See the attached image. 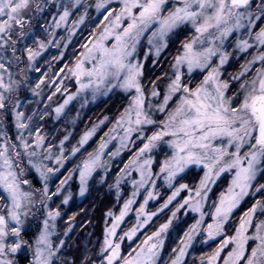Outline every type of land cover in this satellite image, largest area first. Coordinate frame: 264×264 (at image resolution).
I'll return each instance as SVG.
<instances>
[{
	"label": "snow or ice",
	"instance_id": "6c2138e0",
	"mask_svg": "<svg viewBox=\"0 0 264 264\" xmlns=\"http://www.w3.org/2000/svg\"><path fill=\"white\" fill-rule=\"evenodd\" d=\"M111 3L112 0H96L95 9L105 11L104 21L107 23L101 21L103 27L99 33H93L92 38L82 44L84 51L68 69L78 84L77 94L86 89H91L94 98L114 89L134 93L116 120V127L124 133L120 138L122 146L130 142L133 133L141 139L142 147L122 170L126 175L135 170L139 179L131 181L132 197L125 201L119 215L114 216L111 226L105 228L100 264H187L189 249L201 231L208 239L221 237V241L210 255H201L198 264H264V183L258 181V177L264 176V50H259L264 49V25H257V21L264 20V0L259 3L254 0H119L118 11L109 7ZM80 5L81 0L64 3L59 19L54 18V27L67 25L71 10ZM32 8L33 0H0V51L6 52L10 48L12 53L11 58L0 56V110L7 109V102L12 99L11 111L18 131L16 140L19 141L18 144L11 143V137L0 131L3 137L0 142V264H19L16 257L21 252L31 254L27 264H57L65 244L63 239L53 240L61 211L59 207H50L49 201L61 193L71 172L60 181L56 191L50 193L48 181L59 171V168L45 163L53 159L52 146L49 145L46 152L38 151L45 143L39 128L29 143L25 131L35 113L26 116L19 111L20 102L13 97L22 82L13 78L10 65L21 59L16 45L28 34L24 30L28 22L25 18ZM35 9L42 10L41 5L35 4ZM86 16L85 11L71 21L73 27L69 29V38L76 27L84 23ZM187 26L195 34L181 42V50L173 57L172 73L165 74L167 82L163 85V92L153 81L146 95L142 84L144 65L139 52L145 35L150 33L144 58L147 59L153 50L155 57H159L167 48L169 37ZM241 30L246 31L242 37L237 36L236 47L240 51L256 47L258 51L242 66V71L232 77L240 82L238 89L229 95V81L221 79L220 71L229 54L222 49L224 41ZM14 34L16 39H13ZM45 48V42L39 41L37 49L25 47L21 55L27 53L28 61L32 62ZM217 55L219 64L213 66V57ZM256 62L260 67L255 69V75L241 81ZM197 70H207V74L194 82L192 74ZM74 95H69L55 109L57 114ZM161 96L159 103L154 105L151 102ZM157 112L163 113L164 118L154 119ZM147 126L154 129L150 134L145 131ZM96 127L94 125L81 137L80 146L88 142ZM27 135L33 136L32 131ZM63 143L61 141V154L55 157V163L61 167L65 160ZM162 145H166L171 154L164 153V159L158 162L159 171L154 172L156 161L152 154ZM105 147L107 143L102 142L96 154L89 153V158L79 167L81 195L86 191L88 177L99 166ZM79 150V147H73L72 153ZM190 166L203 170L198 184L194 187L187 183L175 186L173 182ZM29 170L39 175L44 182L42 188H34L26 178ZM224 174L231 176L227 187L208 204L212 185ZM160 175L170 188L174 187V191L156 211L146 212L149 200L158 196L155 178ZM116 187L119 189V177ZM141 188L147 195L136 210L137 223L117 239V228L131 210ZM182 191L187 195L176 204L171 215L136 248L123 254L121 242L125 239L131 241L140 229L168 209ZM249 196L254 202L233 222L235 210ZM70 198V195L65 196L62 203L67 204ZM37 206L43 209V219L38 233L30 241L23 233L28 217L36 216L33 210H39ZM181 209L197 213L199 218L183 233L177 247L172 248L170 261H165L162 258L165 239ZM107 215L114 214L109 212ZM206 216L211 223L205 228ZM228 227H233L232 234L226 231ZM69 230L65 231V236Z\"/></svg>",
	"mask_w": 264,
	"mask_h": 264
},
{
	"label": "rangeland",
	"instance_id": "374dc122",
	"mask_svg": "<svg viewBox=\"0 0 264 264\" xmlns=\"http://www.w3.org/2000/svg\"><path fill=\"white\" fill-rule=\"evenodd\" d=\"M86 1L87 0H81V5L80 6H82V8H80V6H78L77 8H73L71 10L72 11V15L69 17V22H68L67 25H61V27L55 28L54 27V23H55L54 18H55V20L59 19V15L63 11L62 5L64 3H67L68 0H33V8L28 12L26 17L27 16H31L30 14H32L33 10L37 11L35 9V4H40L42 10L37 11L38 12V16H40L45 11H50V9L53 7L52 8L53 9V13L51 15V19H50L49 22L44 23V22L40 21L41 20V16H40L38 18V20L36 21L37 22L36 26L35 25L33 26L32 24H31V26H28V25L25 24V29L24 30L28 34L26 36H24V37H21L18 40L21 43V45H19L18 47L16 45V47H17L18 51L21 54V51L25 48L23 46V42L24 41H28L26 47H31L33 49H37L39 41H44L45 44H46V48L32 62L28 61L27 53H24L23 55H24L25 59H21V61H19L17 63L15 61H13L12 64H14V62H15V66H14L15 69L13 70L11 68V71L13 72V78L16 79V80H20L18 78V77H20L22 79V81L20 80L22 83H21V85L19 87V90L16 92L17 95L14 97V99H18L19 102H20V108L18 110L19 111H23L26 116L27 115H32V113H35V116L33 117V120L30 123L29 129L25 131V137L29 140V143H31V141L35 138L36 129L39 128L41 135H43L45 137V143H44V147L42 149H38V151L46 152L48 150V146L51 145L52 146L51 147V152L53 154V159L51 161H45V163L49 167L59 168V171L56 172L55 174H53L51 176L50 180L48 181V186H49L50 193L51 192H55L57 185L60 184V181L64 180L65 177H68L69 173L71 172V176L68 179L67 183L63 185L61 193H59L56 196H53L51 201H49V206L53 207V208L59 207L61 204H63L62 201H63L65 196H69L70 195L71 198L69 199L67 204H63V205H68L74 195H76L78 200H81L86 195V192L88 190V183L92 179V177L95 174V172L102 170L104 173H106L111 168L112 163L115 162V160H117L121 156V154L123 152L131 149L132 145L137 144L138 142L141 143V139L138 138V134L137 133H133L130 142H125V145L122 146L120 138L124 135V133H123L122 129L116 127V122H115L113 125H110L108 127L107 131L105 132V134L102 137V139L99 141V143H98L97 147L95 148V150L83 154L82 150L94 138L97 130L99 128H101L104 123L108 124L109 121L108 122L107 121H103V123L99 122V123L95 124L97 127H96V131L94 132V134L90 137V139L88 140V142L86 144H84L83 146H80L78 142L80 141L81 137L86 132L91 130L94 125L91 128H89L88 130L84 131L81 134V136L79 137V139L76 140V142L71 141V139H72V127L77 123V121L79 120V116H80V112L79 111L71 112V108L74 107V106H78V108H79V107H81L83 105H87L89 102L95 103L99 99L108 96L114 90H119V91H121L123 93H126V92H124L121 89H114V90L108 92L106 95L97 94L95 96V98L93 97L91 89H86V90L81 91V92H79L77 94L78 84H77V82L75 80V77H73L69 71L65 72L63 70V68H62V69H57L56 71L52 72L51 70H49L50 69V66H49L50 61H49V63L48 62L44 63V64L48 65V67H49V69L47 71H44L42 68L39 67L40 59L43 58L44 56H46V54L50 56V54H49L51 52L50 50H55V53H54L55 57H52L51 61L54 60V59H55V61H58V60H61V59L64 58L66 48L71 43V41L75 39V36L79 33V31L82 30L83 25L87 21L89 10L92 9V12H94V14H96V18L98 17V20H96V22H95V24H94V26H93V28L91 30V35H90L89 39L92 38V34L93 33L98 34L99 31L101 30V28L103 27V24L101 23V21H103L104 23H107V21H104L105 11L102 9L100 12H97L96 9H95L96 0H93L92 3H86ZM83 6H84V8H83ZM109 7L110 8H114V9H116L118 11V9H119V0H112V3H111V5H109ZM85 11L87 12V16L85 17L84 23H82L79 26H77L76 29H75L74 34H72L71 37L69 38V29L73 27L71 21L78 19L79 16L84 14ZM261 21L262 20L257 21V25H264V22L261 23ZM187 27L189 29H191L190 26H187ZM29 29H31V30H29ZM192 31H193V33H192V36H193L195 33H194L193 29H192ZM245 31L246 30H241V32H235V33H233V35L229 36L224 41V45H223V49L222 50L226 51L229 55H228V59H227L226 63L220 68V71H221V79L229 81V93H228L229 95L232 94V93H230L231 89H233V88L236 89V90L238 89L239 82H240V81L233 80L232 77L233 76H237L242 71V66L245 65L247 63V61L251 60L253 55H255L256 52L258 51V49L256 47H253V48L245 50V51H240L236 47V43L235 42H236L237 36H241L242 37L245 34ZM148 35H150V33H147L145 35L143 41H142V45H143L144 41L146 42L145 43V48H146L145 52H148V43H147V36ZM189 39H191V38H189ZM141 49H142V46L140 47L139 52H140ZM164 50L165 49H163L162 51H164ZM259 50H264V49H259ZM82 51H84V49ZM149 54L155 55L154 54V50L152 52H149ZM9 55L10 54L7 51L6 52L0 51V56H4L6 58H11L12 56H9ZM143 57H144V55H143ZM143 59L141 60L142 64H143V61H144ZM234 60H236L238 62V64H239V67L237 69L229 68V65ZM4 62H7V60H5ZM75 62H76V59L74 60V64H75ZM212 63H213V66H216V65L219 64V55L213 57ZM74 64L71 67H73ZM258 67H260V63L256 62L254 65H252L251 70L246 73L245 77L241 78V81L243 79H245V78L251 79L255 75V69L258 68ZM197 72L203 73L204 75L207 74V70H204V71L197 70L192 75H194ZM14 73L19 75V76L15 77ZM48 73L51 74L50 78H48V76H49V75H47ZM171 73H172V70H171ZM185 79H187V73L185 74ZM69 80H73V83L76 85V89L73 90V91H70V92L68 91V89L70 87L69 86ZM41 81H43V83H41ZM235 83H238V85H235ZM37 84L40 85L38 88L36 87ZM22 88H24L23 89L24 90L23 94L19 93V91ZM57 88H60V91H56ZM33 89H35V92H33ZM73 94H75L74 98L72 100H70L67 105L64 106L63 110L59 114H57L55 109L59 105H62L64 103V100L67 99V97L69 95H73ZM126 94H129V93H126ZM131 94H134V93H131ZM146 95H147V93H146ZM49 97H51V99H49ZM160 99H162V96L160 98H157V99H152L151 102L155 105V104L159 103ZM7 103H8V108L5 109V110H0V131H3V125H2L1 116L5 115L4 117H6V113H8L10 118H11V120H12L13 127H14V139H15V141H13V142H15V144H18L19 141L16 140V137L18 135V131H17L16 127H15L14 116H13V113L11 111L14 105H13V102L11 103L10 101H8ZM41 117H43V118L41 119ZM46 118L52 119V122L54 123V126H52L54 128L53 131H49L48 126H46V122H45L46 120L44 121V119H46ZM153 118L159 121V120L164 118V114L157 112ZM59 122H61V123L58 125ZM113 129H115V130L113 131ZM152 130H154V129H152L151 126H147V128L145 129L146 133H149V134H150V132ZM28 131H32L33 136L28 137V135H27ZM65 137H67L66 140L64 139ZM2 141H3V137L0 136V142H2ZM61 141L64 142L63 143V156L65 157V160H64V163H63L62 167L55 163V157L59 156L61 154V152H60ZM102 142H106L107 143V147H105L103 149V153L100 156V161L98 162L99 166L96 167L95 170L92 172L91 176L88 177L87 184H86V191L84 192L83 195H81L80 194L81 185H80V177H79V167L82 165V162L84 160L89 158V153H91L93 155L96 154V152L99 149L100 144ZM73 147H79L80 150L78 152H76L75 154H73L72 153V148ZM140 147H142V143H141V146H139V148ZM138 149L133 152V154H132L131 158H129V160L132 159L133 157H135ZM17 150L23 151L22 149H19V148ZM166 152L168 154H171V150L168 149V147L166 145H162L159 149H157V150H155L153 152L152 155L154 157V160L157 162V160H158L157 156H158L159 157V162L162 161L164 159V153H166ZM129 160H128V162H129ZM155 165H156V163L153 164V171L154 172H158L159 168H158V166L156 168ZM124 166H123V169H124ZM25 167H26V160H25ZM65 167H68L69 171L67 172L66 175H64L63 177L59 178L61 172L64 170ZM190 169L201 170L203 172V170L201 168H198L196 166H190L188 169H186L185 173L188 170H190ZM122 170L118 174L119 175L118 176L119 177V187L123 183L127 182L130 185V188H131L130 195H129V198H131L132 197V193L134 191V188H133V185H132L131 181L133 179H137L138 180L139 179V173L136 172L135 170H131V175H126L125 172L122 171ZM74 173L77 174V181H78V188H77L76 192L73 191L71 189V186H70L71 180L73 178V174ZM185 173H182L180 176H182ZM30 174H33V176H35L37 182L33 181L34 178L30 177ZM202 176H203V173H202ZM179 177H177V179ZM26 178L31 181L33 187H34V184H35L34 188H42L43 187V183L44 182L40 179L39 175L34 170H29ZM230 178H231L230 174H224L217 180V182L214 185H212V192L210 193V199L208 201V204H211L212 200L216 199L218 193L221 190H223V189H225L227 187V184L230 181ZM155 179H156L155 192L158 193V196L155 199L149 200V202H148V204H147V206L145 208L146 212H154L153 211L154 209L151 207V204L155 203L159 199V197L162 196L161 195L162 192L160 190L161 187H164L166 190H169L170 191L169 195H171L172 191H174V187L170 188L165 183V181L163 179V175H160L159 177H157ZM258 181L260 183H264V176L258 177ZM173 183L175 185V181ZM222 183H226V184H225L224 187L221 188L220 186L222 185ZM116 185H117V180H116V182L114 184L115 188H117ZM218 187L220 189L217 190ZM146 195H147V193L145 192V190L143 188L139 189V195H137L135 197V203L131 205V210L124 217V220L120 222V225L117 228V235H118V230L120 229L122 223L126 220L128 215L133 211V208L135 207V205L138 203V207H137V209H138L139 205L141 203H143L144 196H146ZM251 200L254 201V198L251 197V196L247 197L245 199V201H243L241 203L239 208H241L243 205L251 202ZM37 208L39 210H37V209L33 210V211L36 212V216L35 217H33V216H29L28 217V221H27V223L25 225V230H24V233H23L25 238L29 239L30 241H31V238H33L38 233L39 228L41 226V221L43 219V209L39 208V206H37ZM238 209H236L234 214H233V217H232V221L233 222H235L237 220V219L236 220L234 219V215L238 211ZM187 210L188 209H186V211ZM204 210L206 212L209 211V209L207 207ZM181 211H182V209H181ZM181 211L177 213V217H176V219L174 221H176L178 219V216L181 213ZM188 211H190V210H188ZM38 213H39V215H38ZM162 213H159L156 217L160 216ZM191 213H193L195 215L196 219L199 218L197 213H194V212H191ZM61 215H62V212H61ZM60 217L56 221L57 231H56V235L53 236V240L54 241H56L55 238L59 234V232H58V220L60 219ZM156 217H154L152 220H154ZM29 219L30 220L32 219L33 221L36 220L37 224L33 225L32 224L33 221H32V223H30ZM134 220H135L134 225H136V223H137L136 213H135ZM174 221H173V225L169 229V231L173 230ZM151 222L152 221H150L149 224ZM208 223H211V220H210L209 217L206 216L205 217V223H204L203 227L206 228ZM33 227H35V228H33ZM144 228L140 229L137 232V234L141 230H143ZM35 229H36V232H33V230H35ZM233 230H232V232H233ZM226 231L228 232V234H232L231 229L229 230V227L226 229ZM137 234H136V236H137ZM65 237L66 236L63 235L61 239H63L65 241V239H66ZM135 237H133V239ZM199 237H201L203 239V242L205 243V245L208 244V243H211L213 241L219 240L218 238H220L218 244L216 245V247H218L219 244H220V241H221V237H215L213 239H208L206 234L203 231H201V233L199 235H197L195 237V239L193 240L192 246L189 249V253L194 248V246H195L194 244L196 243V240ZM128 241H130V240H128ZM121 247H122V244H121ZM30 258H31L30 252H21L16 257L17 261H19V264H27V261Z\"/></svg>",
	"mask_w": 264,
	"mask_h": 264
},
{
	"label": "trees",
	"instance_id": "16d2710c",
	"mask_svg": "<svg viewBox=\"0 0 264 264\" xmlns=\"http://www.w3.org/2000/svg\"><path fill=\"white\" fill-rule=\"evenodd\" d=\"M92 2L93 0L86 1V3ZM52 8L50 9V11H45L40 15L41 22L47 23L50 21L51 15L53 13ZM80 8H82V6H80ZM30 15L31 16H27L25 18L26 21H28L26 25L31 26L32 24L33 26H36V21L40 17L38 16V12L33 10L32 14ZM96 20H98V17L96 18V14L92 12V9L89 10L87 21L83 25L82 30L79 31V33L75 36V39L72 40L66 48L64 58L58 61H55V59L51 61V58L55 57V50H50V56L46 54V56L40 59L39 67L44 71H47L49 67L44 63H49L50 61L49 70H51L52 72L62 68L65 72H67L68 69L74 64V60L77 59L79 53L82 52V44L86 43L89 40L91 30ZM17 31H19V29H17ZM192 33V29H189L188 27H181L174 35L169 38L167 48H165V50L160 53L159 57H155V55L149 54L147 56V59H145L143 55L146 49V42H143L142 49L140 50V60L144 58L142 84L144 85L145 92L147 94L151 88V84L153 81L156 82L161 92H163V85L167 82V76L165 74H171V64L173 63V57L177 55L181 50V42L191 38ZM16 38V34H14L13 39ZM27 43L28 41H24L23 46L26 47ZM19 45H21V43L18 41L17 47ZM7 52L10 54L9 56H12L10 48L7 50ZM17 55L21 56V59H25L24 55H21L19 51H17ZM66 65L67 67H65ZM14 66L15 62L14 64H11L10 67L14 70ZM238 67L239 64L236 60L232 61L229 65V68L233 69H237ZM47 75H49L48 78L51 77V74L48 73ZM14 76L18 77L19 75L14 73ZM203 76V73H195L193 75L194 82H198L203 78ZM157 77H160V79H157ZM18 78L22 81L20 77ZM235 85H238V83H235ZM69 86V92L76 89V85L73 83V80H69ZM23 89L24 88H22L19 93L23 94ZM234 91H236V89L233 88L231 89L230 93ZM16 95V92L13 93V97H15ZM131 95V93L126 94L119 90H114L108 96L99 99L95 103L89 102L87 105H83L79 108L78 106L72 107L73 109L71 108V112H80L79 120L72 127L71 141L73 142H76L81 134L91 128L93 125L101 121H109L108 124L104 123L102 127L97 130L94 138L82 150L83 154L95 150L99 141L107 131L108 127L116 122L120 114L123 112L124 108L128 105ZM9 101L12 103V99H10ZM4 116H1L3 131L6 132L9 137H11V143H15L13 142L15 141V139L12 120L8 113H6V117ZM106 117L107 119H105ZM44 121L46 122V126H48L49 131H53L54 128L52 126H54V123L52 122V119L46 118L44 119ZM60 123L61 122H59L58 125ZM139 146H141L140 142L132 145L131 149L123 152L121 156L112 163L111 168L106 173H104L102 170L95 172L92 179L88 183V190L86 192V195L81 200H78L76 195H74L68 205L61 204L59 206L62 215L58 220L59 234L57 235L55 240H60L65 231L68 229L70 230L67 231L68 233L65 237L66 239L64 247L59 254L61 260L58 261L57 264H100V261L102 259L100 255V248L103 241L105 228L106 226H110L114 219V216L120 213V210L122 209L125 201L128 200L131 191L130 185L127 182L120 185L119 189L115 188L114 184L119 176L118 174L123 169V166L128 162L133 152L136 151ZM157 159L158 160L155 165L156 168L159 162L158 156ZM68 171L69 168L65 167L61 172L59 178L66 175ZM202 173L203 172L201 170L190 169L175 181V186H178L179 183H187L190 187H194L199 182ZM30 177H33V181H36V178L35 176H33V174H30ZM225 184L226 183H222L223 186L221 185L220 187H224ZM70 186L73 191H77L78 181L76 173L73 174ZM218 189L220 188L218 187L217 190ZM160 190L162 192V196L159 197V199L155 203L151 204V207L154 209L153 211H156L160 207V205L164 202V200L170 193V191L166 190L164 187H161ZM186 195L187 192L182 191L180 196H178L177 199L171 205H169V208L164 210L160 216L152 220V222L143 230H141L132 241H128L127 239L123 240L121 242L122 253L127 254L131 249L136 248L145 236L156 230L159 224L163 223L168 218V216L171 215V211L176 206V204L180 202ZM252 202L254 201L251 200V202L239 208L234 215V219H238V217L243 213L244 210L247 209V207L251 205ZM137 207L138 203L135 205L133 211L128 215L126 220L122 223L120 229L118 230L117 239L120 235L128 231L134 225V217ZM109 212L113 213L114 215L111 217L108 216L107 213ZM195 220L196 217L193 213L188 210L186 211V209H182L181 213L178 216V219L174 221L173 230L168 232L165 240V245L162 253V258L165 261H170L172 248L177 247V245L179 244V240L183 237V233L187 231L193 223H195ZM29 221L30 223H32L33 220L29 219ZM32 224L36 225V220H34ZM36 229L33 230V232H36ZM230 229L232 232L233 227H229V230ZM218 239L220 240V238ZM219 240L205 245L203 239L199 237L194 244V248L191 250L187 257V264H198L201 255H210L215 250V247L218 244Z\"/></svg>",
	"mask_w": 264,
	"mask_h": 264
},
{
	"label": "flooded vegetation",
	"instance_id": "af4514ba",
	"mask_svg": "<svg viewBox=\"0 0 264 264\" xmlns=\"http://www.w3.org/2000/svg\"><path fill=\"white\" fill-rule=\"evenodd\" d=\"M255 3H259V0H254ZM264 22V20L261 21V23Z\"/></svg>",
	"mask_w": 264,
	"mask_h": 264
}]
</instances>
